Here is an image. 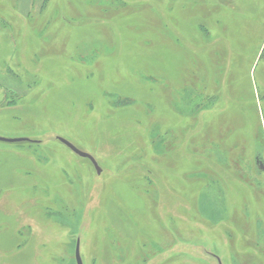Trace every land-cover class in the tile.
Returning <instances> with one entry per match:
<instances>
[{
    "label": "rangeland",
    "instance_id": "374dc122",
    "mask_svg": "<svg viewBox=\"0 0 264 264\" xmlns=\"http://www.w3.org/2000/svg\"><path fill=\"white\" fill-rule=\"evenodd\" d=\"M0 138V264H264V0H0Z\"/></svg>",
    "mask_w": 264,
    "mask_h": 264
},
{
    "label": "water",
    "instance_id": "95a60500",
    "mask_svg": "<svg viewBox=\"0 0 264 264\" xmlns=\"http://www.w3.org/2000/svg\"><path fill=\"white\" fill-rule=\"evenodd\" d=\"M61 143H63L66 147H68L72 152H74L76 155L80 156L81 158H85L91 161L93 166L95 167L97 174L100 175L102 170L99 167L98 163L96 160L89 154L79 150L76 146H74L72 143L69 141L59 138L58 139ZM0 142L4 143H22V142H30L29 139H5V138H0ZM76 262L77 264H83L81 254H80V243L78 242L77 248H76ZM219 264H222L220 259H218Z\"/></svg>",
    "mask_w": 264,
    "mask_h": 264
}]
</instances>
